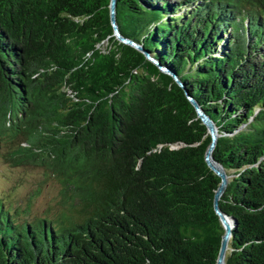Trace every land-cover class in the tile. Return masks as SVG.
Listing matches in <instances>:
<instances>
[{
    "label": "trees",
    "instance_id": "1",
    "mask_svg": "<svg viewBox=\"0 0 264 264\" xmlns=\"http://www.w3.org/2000/svg\"><path fill=\"white\" fill-rule=\"evenodd\" d=\"M109 2L0 0V116L40 125L36 145L13 136L65 189L34 222L0 199V264H215L220 179L192 100L227 175L224 264H264V0H115L128 43Z\"/></svg>",
    "mask_w": 264,
    "mask_h": 264
},
{
    "label": "rangeland",
    "instance_id": "2",
    "mask_svg": "<svg viewBox=\"0 0 264 264\" xmlns=\"http://www.w3.org/2000/svg\"><path fill=\"white\" fill-rule=\"evenodd\" d=\"M105 47L106 42L101 45L102 49ZM12 119L8 125L7 119L0 116V199L10 211L19 212V222L52 218L58 212L65 189L59 180V168L53 167L44 152L33 149L37 141L47 139L46 134L38 128V123L21 117L17 111ZM15 127L30 133L28 142L33 144L30 148L15 139ZM12 152L18 153L15 162L8 160Z\"/></svg>",
    "mask_w": 264,
    "mask_h": 264
},
{
    "label": "water",
    "instance_id": "3",
    "mask_svg": "<svg viewBox=\"0 0 264 264\" xmlns=\"http://www.w3.org/2000/svg\"><path fill=\"white\" fill-rule=\"evenodd\" d=\"M109 13H110V21H111V24L113 27L115 37L117 38V40H119L122 43H128V41L119 34L118 29L115 25V20H114L115 19L114 18V16H115V0H110V2H109ZM191 103L194 105V107L197 111V115L201 119L202 123L206 126L207 131H208L210 138H211L210 144L208 145V147L205 151V155H204L205 163L207 164L209 169L215 175H217L220 179L219 184H218V186L214 192V195H213V209L219 218V221H220V223L224 229V232H223V235L221 237V241H220L219 250H218V254H217L215 264H224V259H225V255H226L227 247H228V241H229V237L231 234V220L224 213H222L220 211V209L218 207V200L226 188L227 175L225 174V171L223 170V168L219 164H217L213 160V158L211 157V152H212V149L215 145L216 138H217L216 128L214 127V125L210 121V119L201 112V110L197 107V105L195 104V102L193 100L191 101Z\"/></svg>",
    "mask_w": 264,
    "mask_h": 264
}]
</instances>
